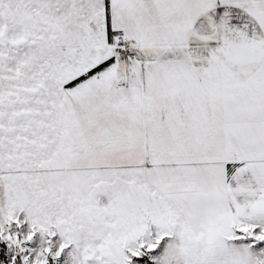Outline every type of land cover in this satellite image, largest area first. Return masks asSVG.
<instances>
[{"label":"snow or ice","instance_id":"1","mask_svg":"<svg viewBox=\"0 0 264 264\" xmlns=\"http://www.w3.org/2000/svg\"><path fill=\"white\" fill-rule=\"evenodd\" d=\"M0 264H264V0H0Z\"/></svg>","mask_w":264,"mask_h":264}]
</instances>
